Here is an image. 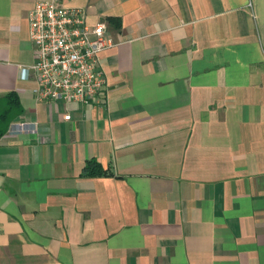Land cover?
Masks as SVG:
<instances>
[{
  "label": "crops",
  "instance_id": "obj_1",
  "mask_svg": "<svg viewBox=\"0 0 264 264\" xmlns=\"http://www.w3.org/2000/svg\"><path fill=\"white\" fill-rule=\"evenodd\" d=\"M50 1L0 0V264H264V0H62L114 42L87 106L24 73Z\"/></svg>",
  "mask_w": 264,
  "mask_h": 264
},
{
  "label": "built area",
  "instance_id": "obj_2",
  "mask_svg": "<svg viewBox=\"0 0 264 264\" xmlns=\"http://www.w3.org/2000/svg\"><path fill=\"white\" fill-rule=\"evenodd\" d=\"M62 0L38 2L29 14L30 39L35 61L24 69L33 71L42 102L87 106L99 101L107 79L99 55L114 45L106 25L90 26L84 8L67 7ZM65 120H71L70 114ZM32 124L11 125L16 133L36 132Z\"/></svg>",
  "mask_w": 264,
  "mask_h": 264
},
{
  "label": "trees",
  "instance_id": "obj_3",
  "mask_svg": "<svg viewBox=\"0 0 264 264\" xmlns=\"http://www.w3.org/2000/svg\"><path fill=\"white\" fill-rule=\"evenodd\" d=\"M24 113L21 99L15 91L0 97V139L6 134L12 122ZM113 173L95 159L89 160L82 175L88 177L111 176Z\"/></svg>",
  "mask_w": 264,
  "mask_h": 264
}]
</instances>
